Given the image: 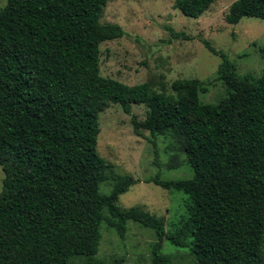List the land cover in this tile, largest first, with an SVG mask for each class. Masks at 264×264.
<instances>
[{
    "label": "trees",
    "instance_id": "1",
    "mask_svg": "<svg viewBox=\"0 0 264 264\" xmlns=\"http://www.w3.org/2000/svg\"><path fill=\"white\" fill-rule=\"evenodd\" d=\"M219 0H177L189 18H200ZM109 0H8L0 10V264H72L97 261L101 226L123 239L127 221L155 230L154 264H173L163 254L167 239L187 247L196 264H264V70L239 76L229 57L217 79L227 98L204 104L199 79L177 80L173 94L150 83L127 85L101 75L100 46L122 38L119 25L102 24ZM264 20V0H237L226 21ZM173 38L182 35L172 31ZM264 58V48H261ZM118 104L132 116L137 135L170 134L194 170L188 180H147L191 200L190 219L166 234L159 217L123 211L119 197L138 180L112 178L98 153L99 115ZM143 104L146 119L132 115ZM160 165L158 162L156 163Z\"/></svg>",
    "mask_w": 264,
    "mask_h": 264
},
{
    "label": "rangeland",
    "instance_id": "2",
    "mask_svg": "<svg viewBox=\"0 0 264 264\" xmlns=\"http://www.w3.org/2000/svg\"><path fill=\"white\" fill-rule=\"evenodd\" d=\"M177 0H109L103 10L102 24L119 25L122 38L101 44V75L127 85L150 83L158 91L173 94L177 80L199 79L207 93L200 95L204 104H218L228 94L217 79L222 58L212 53L201 39L208 40L219 52L235 63L237 74L259 77L264 70V20L243 18L238 24L226 21L231 5L237 0H219L200 18L185 16ZM8 0H0V10ZM172 31L182 36L175 39ZM132 115L143 122L145 105H133ZM101 133L98 153L106 161L110 179L101 185L104 194L113 188L112 178L131 175L138 182L121 195L118 207L123 211L159 217L165 233L180 230L190 219L191 200L183 192L165 190L147 180L161 174L164 180H188L194 170L185 156L178 152L170 134L135 133L132 116L120 105L108 104L99 115ZM159 163L158 166L156 163ZM5 174L0 166V193ZM127 233L121 238L104 222L101 226L99 253L95 257L104 264H154L155 230L134 220L127 221ZM187 247H179L167 239L163 254L173 264H196L191 252L192 237L185 238ZM84 257L72 258V264H86Z\"/></svg>",
    "mask_w": 264,
    "mask_h": 264
}]
</instances>
